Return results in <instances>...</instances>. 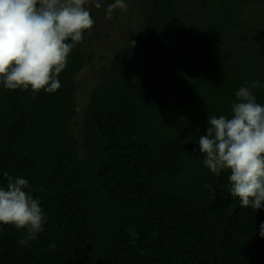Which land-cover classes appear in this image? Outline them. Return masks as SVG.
<instances>
[{
	"label": "trees",
	"instance_id": "1",
	"mask_svg": "<svg viewBox=\"0 0 264 264\" xmlns=\"http://www.w3.org/2000/svg\"><path fill=\"white\" fill-rule=\"evenodd\" d=\"M135 4L136 29L84 94L83 41L55 93L0 83V187L5 172L42 186L47 217L28 246L0 224V264H264V208L241 207L198 144L239 87L264 85V0Z\"/></svg>",
	"mask_w": 264,
	"mask_h": 264
},
{
	"label": "clouds",
	"instance_id": "2",
	"mask_svg": "<svg viewBox=\"0 0 264 264\" xmlns=\"http://www.w3.org/2000/svg\"><path fill=\"white\" fill-rule=\"evenodd\" d=\"M103 0H0V83L9 91L43 90L55 93L58 79L70 54L90 34L95 24L89 8L100 9ZM125 0H114V10H125ZM133 45L135 42L132 41ZM258 80L245 83L234 93L230 115H208L206 134L198 139L203 165L219 176L229 173L230 193L243 208H264V105L257 102ZM6 187H0V224L21 231L20 245L28 246L43 231L47 217L39 198L40 186L32 189L27 179L7 172ZM211 188V185L207 186ZM264 237V223L260 225ZM55 244L50 245L54 248Z\"/></svg>",
	"mask_w": 264,
	"mask_h": 264
},
{
	"label": "rangeland",
	"instance_id": "3",
	"mask_svg": "<svg viewBox=\"0 0 264 264\" xmlns=\"http://www.w3.org/2000/svg\"><path fill=\"white\" fill-rule=\"evenodd\" d=\"M107 1L103 0V3ZM125 3L127 8L114 10L111 19L106 18L107 7L102 5L100 9H96L94 6L89 8L91 14L96 13L92 14L95 24L90 30V34L86 32L83 48L93 55L94 67H88L78 75L83 94L88 89V84L92 83L94 79L93 72L96 71L97 64L104 63L105 60L112 57L123 46L130 30L133 31L137 27L139 14L135 0H125ZM79 99L81 100V98Z\"/></svg>",
	"mask_w": 264,
	"mask_h": 264
}]
</instances>
